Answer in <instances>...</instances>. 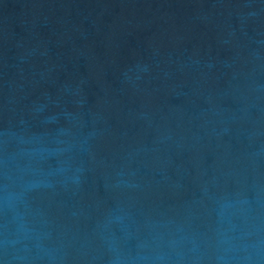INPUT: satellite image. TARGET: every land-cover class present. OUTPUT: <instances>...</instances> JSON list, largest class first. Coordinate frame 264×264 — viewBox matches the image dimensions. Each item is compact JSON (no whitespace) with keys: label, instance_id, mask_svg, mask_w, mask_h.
Returning a JSON list of instances; mask_svg holds the SVG:
<instances>
[{"label":"water","instance_id":"water-1","mask_svg":"<svg viewBox=\"0 0 264 264\" xmlns=\"http://www.w3.org/2000/svg\"><path fill=\"white\" fill-rule=\"evenodd\" d=\"M0 264H264V72L0 113Z\"/></svg>","mask_w":264,"mask_h":264}]
</instances>
